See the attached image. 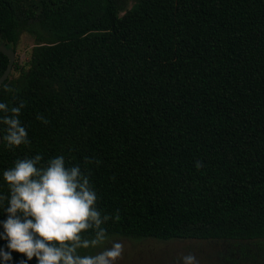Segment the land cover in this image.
<instances>
[{
    "label": "trees",
    "instance_id": "obj_1",
    "mask_svg": "<svg viewBox=\"0 0 264 264\" xmlns=\"http://www.w3.org/2000/svg\"><path fill=\"white\" fill-rule=\"evenodd\" d=\"M21 33L0 102H24L30 143L9 149L0 123V195L17 159L63 155L119 210L109 236L224 240L222 264H264V0H0V43Z\"/></svg>",
    "mask_w": 264,
    "mask_h": 264
},
{
    "label": "clouds",
    "instance_id": "obj_2",
    "mask_svg": "<svg viewBox=\"0 0 264 264\" xmlns=\"http://www.w3.org/2000/svg\"><path fill=\"white\" fill-rule=\"evenodd\" d=\"M24 106L23 101L11 108L0 102V112L4 113L0 123L7 126L3 140L9 149L30 143L19 120ZM37 119L48 123L43 116ZM41 161L39 154L17 159L3 172L9 194L0 195V209L7 214L0 221V239L7 241L8 251L0 247V261H11V252L16 251L25 257L20 264H28L33 257L36 264H116L123 257L124 244L111 241L106 247L110 237L102 225L110 219L119 221V210L114 216L102 214L97 192L79 165L66 166L63 155L46 164ZM196 166L200 167V162ZM95 248L102 250L95 255L80 254L81 249ZM179 259L182 264H198L191 253Z\"/></svg>",
    "mask_w": 264,
    "mask_h": 264
},
{
    "label": "rangeland",
    "instance_id": "obj_3",
    "mask_svg": "<svg viewBox=\"0 0 264 264\" xmlns=\"http://www.w3.org/2000/svg\"><path fill=\"white\" fill-rule=\"evenodd\" d=\"M32 43L31 36L26 33L20 34L15 46V55L19 61L26 59ZM109 237L110 241L105 245L106 247L111 246V241L124 244L123 257L116 264H182L179 257L189 253L196 257L198 264H222L224 263L222 256L226 255L231 247L229 241L215 239L157 240ZM101 250V248L85 249L83 255H95Z\"/></svg>",
    "mask_w": 264,
    "mask_h": 264
},
{
    "label": "water",
    "instance_id": "obj_4",
    "mask_svg": "<svg viewBox=\"0 0 264 264\" xmlns=\"http://www.w3.org/2000/svg\"><path fill=\"white\" fill-rule=\"evenodd\" d=\"M0 53L6 56L7 58L6 66L3 72L0 74V84H1L10 73L14 61L15 53L12 49L5 47V45L2 43H0ZM0 142H1V136H0Z\"/></svg>",
    "mask_w": 264,
    "mask_h": 264
}]
</instances>
